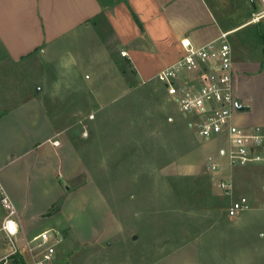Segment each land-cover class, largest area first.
I'll use <instances>...</instances> for the list:
<instances>
[{"label":"rangeland","instance_id":"1","mask_svg":"<svg viewBox=\"0 0 264 264\" xmlns=\"http://www.w3.org/2000/svg\"><path fill=\"white\" fill-rule=\"evenodd\" d=\"M216 1L222 5L218 14L223 28H237L229 35L234 59H264V41L254 31L258 22L264 32V0ZM0 58V112L29 96L40 98L53 119L64 121L70 144L83 162L81 175L67 183L63 177L60 180L68 192L80 184L89 185L84 190H97L123 226L122 235L83 246L73 245L66 233L63 245L68 243L70 264H152L193 239L201 264H257L246 249L254 240L264 243V239L250 227L238 229L229 221L227 195L206 169L211 162L201 156L206 139L188 128L157 78L142 82L119 62L122 75L102 74L100 79L105 84L112 78L119 90H94L96 72L108 69L96 44L76 58L57 54L53 60L13 63L1 50ZM207 144L220 149L226 140L215 137ZM188 164L196 169L187 171ZM245 167L250 170L237 173L239 187L255 199L254 206L261 207L264 166ZM83 199L79 196L76 205L83 203L84 211L92 214L93 208ZM257 208L234 219L254 218L249 226L262 228L264 208ZM61 214L67 216L65 211ZM2 216L0 206V220ZM239 246L242 262H236Z\"/></svg>","mask_w":264,"mask_h":264},{"label":"crops","instance_id":"2","mask_svg":"<svg viewBox=\"0 0 264 264\" xmlns=\"http://www.w3.org/2000/svg\"><path fill=\"white\" fill-rule=\"evenodd\" d=\"M220 3L216 0H0L1 55L13 63L53 60L57 54L76 58L96 44L108 69L96 72L94 90L117 91L120 87L112 78L105 84L100 79L102 74L122 75L119 62L128 60L127 66L138 79L152 81L160 70L182 55L181 39L188 38L201 46L227 30L218 14L222 9ZM97 83L105 87H96ZM233 84L234 101L248 107L243 111L234 109L233 122L247 130L259 127L264 131V64L253 56L234 59ZM7 107L0 112V194L5 193L13 202L21 230L33 235L45 229H57L64 235L67 233L76 246L97 244L122 235L123 226L97 190H84L89 185L80 184L68 192L66 183L82 174L83 162L70 144L64 121L53 119L36 96ZM208 141L205 140V148L201 150L203 160L223 164L219 174L209 173L210 176L213 179L224 176L233 183L227 206L242 195L254 206L255 199L240 189L237 176L238 171L250 169L229 168L221 153L225 146L215 149ZM185 167L187 171L196 169L194 164ZM261 189L264 192V185ZM79 196L84 197V204L90 203L92 214L84 211L83 203L80 207L76 205ZM56 205L61 207L50 212ZM64 211L67 216L63 217ZM239 215L242 214L228 215L229 221L236 222L238 229L250 227L257 238L264 239V227L249 226L254 225V218L253 223L247 217L234 219ZM67 244L63 245L61 254H68ZM197 245V239L188 240L152 264H201ZM248 250L250 261L264 264V243L254 240ZM237 251L236 262H242V247Z\"/></svg>","mask_w":264,"mask_h":264},{"label":"built area","instance_id":"3","mask_svg":"<svg viewBox=\"0 0 264 264\" xmlns=\"http://www.w3.org/2000/svg\"><path fill=\"white\" fill-rule=\"evenodd\" d=\"M231 32L221 31L201 46L188 38L181 39L182 55L160 70L157 79L197 136L206 140L225 138L221 153L229 168L264 166V131L259 127L247 130L233 122L236 102ZM121 54L126 55L124 51ZM221 168L222 164L216 162L206 165L214 174H219ZM215 185L222 194H233L230 178L218 176ZM0 206V264H70L67 255L60 252L65 238L62 231L50 228L26 235L20 228L17 210L5 193L0 194ZM251 208L248 197L242 195L231 200L227 211L234 217Z\"/></svg>","mask_w":264,"mask_h":264},{"label":"trees","instance_id":"4","mask_svg":"<svg viewBox=\"0 0 264 264\" xmlns=\"http://www.w3.org/2000/svg\"><path fill=\"white\" fill-rule=\"evenodd\" d=\"M254 29H255L254 31H255L256 37L259 40L264 41V32H262L261 27H260L258 22L256 24H254ZM260 61L262 62V64H264V59H260ZM125 62L128 63L129 61L125 60ZM55 208H56V206L53 207L50 212H53L55 210Z\"/></svg>","mask_w":264,"mask_h":264},{"label":"water","instance_id":"5","mask_svg":"<svg viewBox=\"0 0 264 264\" xmlns=\"http://www.w3.org/2000/svg\"><path fill=\"white\" fill-rule=\"evenodd\" d=\"M236 110H237V111L248 110V107H246V106H241V105H238V103H236Z\"/></svg>","mask_w":264,"mask_h":264}]
</instances>
